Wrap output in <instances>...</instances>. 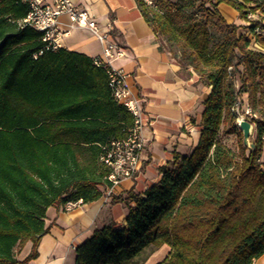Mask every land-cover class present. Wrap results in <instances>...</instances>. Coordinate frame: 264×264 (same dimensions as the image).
I'll return each instance as SVG.
<instances>
[{"label":"trees","instance_id":"1","mask_svg":"<svg viewBox=\"0 0 264 264\" xmlns=\"http://www.w3.org/2000/svg\"><path fill=\"white\" fill-rule=\"evenodd\" d=\"M135 1L181 70L209 87L199 140L189 155L174 153L142 194L129 193L125 227L95 228L74 264H142L162 245L169 252L157 264H254L264 255V0ZM222 3L250 24H228ZM27 14L22 0H0V264L36 259L49 207L102 196L110 183L100 158L133 126L105 67L46 48L40 32L22 26ZM241 94L255 116L246 118L256 127L253 149L232 110ZM28 241L29 254L18 260Z\"/></svg>","mask_w":264,"mask_h":264},{"label":"crops","instance_id":"2","mask_svg":"<svg viewBox=\"0 0 264 264\" xmlns=\"http://www.w3.org/2000/svg\"><path fill=\"white\" fill-rule=\"evenodd\" d=\"M53 0H45L52 3ZM88 12L100 32L123 50L124 56L110 61L115 69L124 73V83L131 94L140 100L145 125L141 131L143 152L141 168L133 179L121 181L110 196H102L89 203H78L70 211L63 207H49L44 224L47 233L37 246L38 256L28 264H74L75 249L91 237L95 228L111 225L125 227V217L132 204L129 193L142 194L159 180V168L173 158V154L189 155L200 135L202 103L209 87L198 83L192 71H182L177 57L164 48L143 19L135 0H71ZM218 11L228 24L248 26V21L226 4ZM259 19L264 26V15ZM58 48L102 58L103 46L86 28L72 24L67 15L57 19ZM264 38V29L260 30ZM241 106H247V94H241ZM256 127L252 124L250 136L254 140ZM260 161L264 163V137ZM32 244L26 242L16 253L23 260ZM169 252L167 245L147 252L142 264H157ZM264 264V255L254 261Z\"/></svg>","mask_w":264,"mask_h":264},{"label":"built area","instance_id":"3","mask_svg":"<svg viewBox=\"0 0 264 264\" xmlns=\"http://www.w3.org/2000/svg\"><path fill=\"white\" fill-rule=\"evenodd\" d=\"M28 7V14L22 21V26H29L42 34V41L46 43V48L56 49L59 30L57 27L58 17L67 15L72 24L89 30L100 44L103 46L102 58H94L96 66H103L108 77V87L111 90L115 101L123 106L133 118V126L129 129L127 136L122 140L112 141L105 153L101 156V161L109 169L107 180L110 186L104 191L110 196L112 189L121 181L133 179L141 168V155L143 152V141L141 137L142 128L145 125L143 111L140 100L134 97L124 83V73L120 69H115L110 65V61L124 56L123 50L107 39V34L100 32L95 22L88 12L75 6L71 0H53L47 3L45 0H22ZM158 0H142L147 6H154ZM248 18H255L249 14ZM258 33V29H255ZM252 41L254 48L260 49L254 43L252 34H246ZM236 114V125L241 120L255 117L246 106L243 108L237 102L232 109ZM78 203L68 202L63 208L70 211Z\"/></svg>","mask_w":264,"mask_h":264},{"label":"water","instance_id":"4","mask_svg":"<svg viewBox=\"0 0 264 264\" xmlns=\"http://www.w3.org/2000/svg\"><path fill=\"white\" fill-rule=\"evenodd\" d=\"M237 126L242 133L244 146L249 149H253L254 145L250 140L252 124L246 120H241Z\"/></svg>","mask_w":264,"mask_h":264},{"label":"rangeland","instance_id":"5","mask_svg":"<svg viewBox=\"0 0 264 264\" xmlns=\"http://www.w3.org/2000/svg\"><path fill=\"white\" fill-rule=\"evenodd\" d=\"M170 2H175V1H177V0H169ZM199 15H200V13H199ZM198 15V16H199ZM210 32L213 34V36L215 37V39L216 40H221V38H222V35H223V33H221V32H218L216 29H214L213 27H210ZM235 138L234 137H232L231 138V140L233 141ZM234 142V141H233ZM229 144H231L230 143V141H229ZM148 252V251H147ZM147 252L144 254V256L147 254Z\"/></svg>","mask_w":264,"mask_h":264}]
</instances>
